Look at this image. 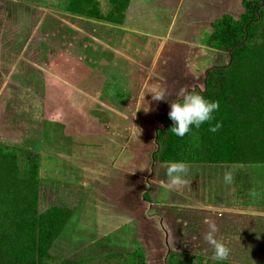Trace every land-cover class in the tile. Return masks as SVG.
Masks as SVG:
<instances>
[{"label":"rangeland","instance_id":"obj_1","mask_svg":"<svg viewBox=\"0 0 264 264\" xmlns=\"http://www.w3.org/2000/svg\"><path fill=\"white\" fill-rule=\"evenodd\" d=\"M1 1L18 3L10 13L0 8V66L22 90L3 114L14 118L0 123V140L8 141L5 130L38 147L43 206H76L52 254L98 263L135 250L150 264H167L171 252L215 260L204 221L234 192L242 198L239 179L225 183L224 174L264 164L186 163L185 183L169 189L167 163L155 159L157 132L162 117L172 126L170 104L182 88L202 93L207 72L230 64L231 54L208 39L224 14L240 17L243 0H132L122 25L71 14L69 0ZM25 5L41 10L38 66L21 49L33 27ZM100 5L103 14L111 9L109 0ZM31 64L40 73L32 76ZM161 91L166 100H154ZM247 255L226 260L264 263Z\"/></svg>","mask_w":264,"mask_h":264},{"label":"trees","instance_id":"obj_2","mask_svg":"<svg viewBox=\"0 0 264 264\" xmlns=\"http://www.w3.org/2000/svg\"><path fill=\"white\" fill-rule=\"evenodd\" d=\"M131 1L109 0L111 9L103 14L101 0H69L66 11L122 25ZM16 3L0 0V8L10 13V4ZM243 5L245 11L239 18L226 13L217 19L208 39L210 48L229 52L232 57L229 65L207 72L206 90L201 93L219 102L215 119L177 137L170 132L173 124L162 117L165 128L157 132L161 147L155 154L157 162L264 164V0H243ZM25 6L33 27L21 49L38 66L41 10ZM36 66L29 65L32 76L40 73ZM19 88L12 82L10 69L0 66V123L10 119H3V114L10 108L14 90ZM217 122L222 127L214 133L209 131ZM1 132L8 141L0 140V264H150L145 252L139 250L122 255L117 263L54 256L51 250L76 206L65 202L43 206L38 147L25 146L21 139H8V131ZM166 263L241 264L204 257L184 261L174 252L168 255Z\"/></svg>","mask_w":264,"mask_h":264},{"label":"crops","instance_id":"obj_3","mask_svg":"<svg viewBox=\"0 0 264 264\" xmlns=\"http://www.w3.org/2000/svg\"><path fill=\"white\" fill-rule=\"evenodd\" d=\"M233 178L239 179L234 185H239L242 198L234 192L231 203L223 200L222 205L206 219L217 224V238L228 245L230 255L246 257L248 254L251 258H264V170L236 172ZM237 242L241 244V255L233 245L229 246Z\"/></svg>","mask_w":264,"mask_h":264},{"label":"clouds","instance_id":"obj_4","mask_svg":"<svg viewBox=\"0 0 264 264\" xmlns=\"http://www.w3.org/2000/svg\"><path fill=\"white\" fill-rule=\"evenodd\" d=\"M179 99L170 104L169 118L173 121L170 132L177 136L183 137L192 132L193 128L199 129L205 123H209L215 119V113L219 111L220 104L211 98L202 95L199 92L188 91L182 88L179 93ZM156 101L165 99V93L159 92L153 97ZM222 124L217 122L209 128V131L216 132ZM188 171V165L183 161L168 162L166 167V176L168 183L165 187L175 189L185 183L184 176ZM233 181V173L228 171L224 174V182L231 183ZM208 225V231L204 234V240L213 247L214 259L224 260L229 255V249L222 239H218L217 224L209 219H205Z\"/></svg>","mask_w":264,"mask_h":264}]
</instances>
